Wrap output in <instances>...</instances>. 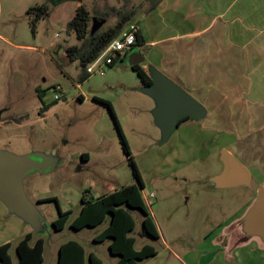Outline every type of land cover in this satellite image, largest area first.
Here are the masks:
<instances>
[{
    "label": "rangeland",
    "instance_id": "1",
    "mask_svg": "<svg viewBox=\"0 0 264 264\" xmlns=\"http://www.w3.org/2000/svg\"><path fill=\"white\" fill-rule=\"evenodd\" d=\"M41 2L49 6L50 15L39 20L32 33L26 7ZM76 3H83L91 11L104 3L114 7L128 3L136 8L133 20H138L148 6L143 0H0V33L10 41L0 39V149L17 155L40 152L52 160L49 170L33 172L23 179L26 197L35 203L39 214L37 227L12 214L0 216V227L3 223L12 229L21 226L33 233L31 241L42 237L43 258L39 264H57L58 246L69 239L78 241L85 254L94 252L103 264H116L118 256L109 251V240H93L108 217L95 226H69L78 214L84 190L88 191L86 196L96 195L118 183L135 181L113 118L107 107L95 100L102 98L111 102L143 178L145 207L159 235L139 234L143 214L131 209L135 226L128 234L134 237V248L150 244L157 252L140 264H195L210 246V236L213 243L226 244V231L241 229L236 220L234 227L230 223L241 218L238 215L246 211V203L254 199L260 186L258 174L251 169L249 185L218 187L211 180L222 169L219 148L227 145L236 152L245 144L226 137L217 143L215 136L225 134L226 122H213V132L200 128V122L209 124V116L196 121L195 126L183 122L166 142L158 143L160 131L150 113L153 101L138 90L141 83L128 64L136 49L146 58L142 45H134L127 56L107 66L104 74L89 75L78 83V62L63 53L65 47L79 42L65 28ZM114 21V17H108L98 23L92 18L90 30L105 28ZM55 94L59 99H54ZM44 105L48 109L40 112ZM19 116L22 119L15 121ZM84 152L89 154L87 161L80 159ZM149 191H153L152 197ZM45 197H55L61 210H71L63 228L51 225L58 217L54 200L36 202ZM13 236L12 232L8 234L9 254L15 261L20 238ZM199 242L203 243L197 245ZM225 255L230 253L225 250ZM216 257L213 253V260ZM211 258L209 253L206 259Z\"/></svg>",
    "mask_w": 264,
    "mask_h": 264
},
{
    "label": "crops",
    "instance_id": "2",
    "mask_svg": "<svg viewBox=\"0 0 264 264\" xmlns=\"http://www.w3.org/2000/svg\"><path fill=\"white\" fill-rule=\"evenodd\" d=\"M77 6L76 3L75 8ZM147 7L140 13L138 20L132 18L129 23L136 26L144 39L142 46L146 58L142 66L145 70L149 66L154 67L175 82H180L193 97L202 102L207 110L203 119L209 116L210 122H200V128L213 132V122L225 121V134L219 137L217 133V143L226 137L230 141L235 138L242 140L245 145L236 148V152L227 145L219 149H226L232 155L234 152L249 173V183L253 171L260 179L258 184L263 185L264 0H160L154 8ZM70 17L65 21V28ZM98 20L95 21L101 22ZM0 39L10 43L1 33ZM63 53L68 59L65 49ZM186 121L190 122L187 126H195L198 120L188 118ZM84 154V157L80 155L81 161L89 159V154ZM126 184L118 183L108 192L89 194L97 197ZM142 197L147 203L144 193ZM251 202L252 199L246 203L245 209ZM242 213L238 216L241 217ZM5 214L11 213L0 202V216ZM234 221L238 224L239 218H235L230 226L234 227ZM10 232L14 234L13 237L21 238L29 231L21 226L12 229L3 223L0 227V244L9 242ZM210 239V246L206 248L208 250L204 249L205 252L195 260V264H264V243L256 237H245L236 243L229 240V244L213 243V236ZM225 250L230 255H225ZM209 253L212 258L207 260ZM213 253L217 256L214 260Z\"/></svg>",
    "mask_w": 264,
    "mask_h": 264
},
{
    "label": "trees",
    "instance_id": "3",
    "mask_svg": "<svg viewBox=\"0 0 264 264\" xmlns=\"http://www.w3.org/2000/svg\"><path fill=\"white\" fill-rule=\"evenodd\" d=\"M143 1L148 3V9H152L160 0ZM105 7L108 11H105ZM49 12L50 8L46 3L34 4L27 8L26 15L32 33H35L38 21L48 16ZM135 14L136 8L128 3H123L118 7L109 6L104 3L103 5H98L92 11L83 3L75 8L73 15L66 22V30L68 33H74L79 42L68 45L65 48V53L70 61L77 60L78 62V83L89 77V74L85 71L86 65L95 59L105 46L130 23ZM108 17L115 18V21L111 25L105 28H98L94 31L90 30L92 18L106 21ZM135 35V45H142L144 39L138 29L135 31ZM130 67L136 72L141 85H148L152 82L142 63L133 64ZM177 83L182 86L180 82ZM39 90L37 88V92ZM37 94L39 96V92ZM95 100L103 103L113 118L122 149L128 158L135 182L120 186L112 192L97 197L86 196L88 191L84 190L80 198L81 204L78 214L72 219L69 226L75 229H80L84 226H95L108 217L107 225L93 236V240L97 242L104 241L105 239L109 240V251L118 256L116 264H140L142 260L154 256L157 252L150 244H144L140 249L134 248V237L128 234L135 226L131 209H138L143 214L142 228L139 234L158 237V231L149 211L145 207L141 193L144 184L112 104L110 101L102 98H95ZM47 109L48 106L44 105L41 107L40 112ZM22 117H15V121L21 120ZM187 119L188 117L180 119L178 126ZM1 120L3 119L0 117ZM81 156L84 157L85 154L82 153ZM48 200L56 201L58 210V217L52 220L51 225L55 229H61L66 224L71 210H61L55 197L38 198L36 201L44 202ZM32 237L33 233L29 231L17 241L15 246V261H12L9 254L10 242L0 244V264H39L43 258L44 240L38 236L31 241ZM57 264L103 263L94 252L90 251L88 254H85L84 247L78 241L69 239L58 246Z\"/></svg>",
    "mask_w": 264,
    "mask_h": 264
},
{
    "label": "water",
    "instance_id": "4",
    "mask_svg": "<svg viewBox=\"0 0 264 264\" xmlns=\"http://www.w3.org/2000/svg\"><path fill=\"white\" fill-rule=\"evenodd\" d=\"M143 61L144 56L137 49L128 58L129 65ZM146 71L152 82L141 85L138 90L154 102L151 115L154 125L160 131L158 143L162 144L169 139L183 117L199 120L206 116L205 106L177 82L154 67L149 66ZM219 159L222 169L211 177L215 186L234 187L249 183L247 169L235 156L222 149ZM51 166L52 160L40 152L17 155L0 149V202L11 214L24 219L33 228L39 224V214L35 203L26 197L23 179L36 171L45 172ZM238 223L246 238L256 237L264 243V186L257 188L254 199Z\"/></svg>",
    "mask_w": 264,
    "mask_h": 264
},
{
    "label": "built area",
    "instance_id": "5",
    "mask_svg": "<svg viewBox=\"0 0 264 264\" xmlns=\"http://www.w3.org/2000/svg\"><path fill=\"white\" fill-rule=\"evenodd\" d=\"M137 30L134 24H128L121 32L114 37L105 48L88 63L85 67V71L89 74H104L105 68L112 65L117 59L123 58L127 51H129L136 43L135 31ZM59 89V87H57ZM54 99H59L57 94L54 95ZM154 194L150 192L149 197ZM150 203V202H149Z\"/></svg>",
    "mask_w": 264,
    "mask_h": 264
},
{
    "label": "flooded vegetation",
    "instance_id": "6",
    "mask_svg": "<svg viewBox=\"0 0 264 264\" xmlns=\"http://www.w3.org/2000/svg\"><path fill=\"white\" fill-rule=\"evenodd\" d=\"M227 227H229V226H227ZM225 235L226 236L224 238V242L226 244L229 243V240H233V243H236V242H240L241 240H244L245 239L244 233L241 231V229L239 231H237V228H236V231H232L231 230L229 232H226Z\"/></svg>",
    "mask_w": 264,
    "mask_h": 264
}]
</instances>
